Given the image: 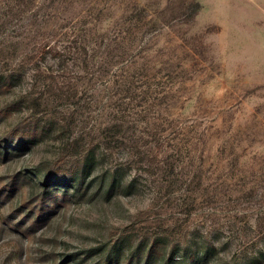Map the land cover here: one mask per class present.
<instances>
[{
  "label": "rangeland",
  "instance_id": "1",
  "mask_svg": "<svg viewBox=\"0 0 264 264\" xmlns=\"http://www.w3.org/2000/svg\"><path fill=\"white\" fill-rule=\"evenodd\" d=\"M74 36L67 67L43 52ZM0 78V141L38 125L0 149V264L156 236L264 264V0H0ZM55 162L84 167L43 201Z\"/></svg>",
  "mask_w": 264,
  "mask_h": 264
},
{
  "label": "trees",
  "instance_id": "2",
  "mask_svg": "<svg viewBox=\"0 0 264 264\" xmlns=\"http://www.w3.org/2000/svg\"><path fill=\"white\" fill-rule=\"evenodd\" d=\"M66 37H70L66 35ZM85 48L77 37H71L62 48L43 49L46 54L49 53L56 58L58 63L67 67L69 61L75 60L81 54V48ZM42 54L44 55V53ZM6 80L0 78V89ZM38 130L37 123L20 124L12 129L9 136L0 141V149H3V155L8 156L11 152L22 151L30 142L29 140L36 137ZM157 148H161L158 145ZM13 150L9 152L10 150ZM43 169H37L36 172L42 175L43 201L50 200L56 195L52 193L57 190L54 186H63L67 189L72 184L73 178L83 170V163L76 162H55L49 166H42ZM43 172V173H42ZM111 182L110 190L113 188ZM52 192V193H50ZM216 251V245L207 236L203 238L198 247L188 243H169L162 237L156 236L145 241L139 242L138 245L128 253L118 252L111 249L101 261L93 264H210V260ZM249 259V257L247 258ZM251 261L256 259L252 257ZM239 261L234 264H244ZM65 264L67 261H64Z\"/></svg>",
  "mask_w": 264,
  "mask_h": 264
}]
</instances>
